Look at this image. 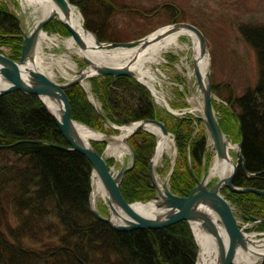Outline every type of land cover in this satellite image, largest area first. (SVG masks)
Here are the masks:
<instances>
[{
  "label": "trees",
  "instance_id": "16d2710c",
  "mask_svg": "<svg viewBox=\"0 0 264 264\" xmlns=\"http://www.w3.org/2000/svg\"><path fill=\"white\" fill-rule=\"evenodd\" d=\"M70 1L80 7L86 27L101 41L137 38L121 32L131 12L144 17L164 10L170 22L188 21L182 8L168 2L151 12L137 0ZM190 22L209 37L202 23ZM46 28L70 35L59 20ZM238 28L254 55L256 79L237 93L229 82L218 84L213 78V92L226 102L220 108L222 128L234 142L242 141L246 170L239 166L234 184L264 189V24L247 22ZM22 43L20 18L0 0V46L6 45L9 56L19 59ZM90 81L91 92L113 122L160 119L166 123L177 144L171 189L188 195L197 183L194 174L200 177L212 158L207 154V134L196 132L194 116L164 112L148 87L131 76L104 75ZM66 93L72 118L102 132H118L106 126L82 85L74 84ZM128 142L135 149L136 162L122 179V194L129 202L150 201L156 194L150 159L157 136L139 130ZM92 143L100 153L106 147L104 142ZM70 147L37 94L15 90L0 95V264H196L199 246L188 221L125 231L98 219L89 203L92 164ZM224 194L244 218H264V195L227 189ZM259 228L264 230V223Z\"/></svg>",
  "mask_w": 264,
  "mask_h": 264
},
{
  "label": "water",
  "instance_id": "95a60500",
  "mask_svg": "<svg viewBox=\"0 0 264 264\" xmlns=\"http://www.w3.org/2000/svg\"><path fill=\"white\" fill-rule=\"evenodd\" d=\"M52 1L56 3L65 12V14L69 11L71 6L77 7V5L70 0ZM82 17L84 28L87 31H91L86 27L83 14ZM55 18L67 27L70 31L69 37H72L75 40L81 50L94 48V46H91L86 42L80 32H78V30H76L68 20L58 18L54 12L49 14L46 18L40 20L30 31H28L27 27L25 28L24 25L21 24L23 43L20 58L13 59L0 51V82L2 84L0 85V95L15 90H24L37 94L44 102L48 111L54 117L61 133L66 137L67 141L71 145L70 149L79 150L87 156L92 164V189L89 199L90 209L98 219L107 222L116 230L125 231L137 228H161L185 220L191 225L194 235L195 232L193 223H198L206 232L213 236L216 241L218 249V264H240L236 260L240 251H250L251 244H263L264 242V232H255L257 237L254 239L255 242L247 236V234H250L251 232L246 231L247 226L240 224L233 204L223 194V190L227 189L237 193L254 192L264 195V189L252 186H237L233 182L240 165H242V167L246 170V160L242 153V141L239 140L236 142L238 145V150L235 153L236 162H233V170L227 176H219L215 181H213V178L211 177L212 164L203 171L200 177H197L194 174L193 168H191L197 182L196 186L188 195L175 193L171 189L170 179L176 166L177 144L175 135L168 130L164 121L160 119H142L126 124H117L104 115L100 105L96 103L92 95H89L91 102L105 117L107 124L118 130L119 134L102 132L72 118L70 102L66 89L74 84H80L86 89L87 87L85 84L87 81H90L91 78L96 76L127 75L135 78L148 87L152 95L155 97L156 102L165 107L170 113L178 115L176 110L172 108L168 100L165 98L166 96H163V92H161L162 96H159L155 83L150 85L138 78L137 74L130 65L96 66L91 59L82 56L85 65L78 70L73 69L75 76L68 79L66 82H58L45 71L34 66L35 51L38 46L39 36L44 31L47 24ZM180 31L185 32L182 34L185 36H189L187 33H191L189 37L192 40L193 46L195 38L198 45L197 51H194V48L192 47L193 68L191 74L189 75L191 80L188 81L189 90L192 95L188 100V103L190 104L189 112L199 118L204 125L205 132L208 136V145L211 144L214 147V158H217L220 161L230 159L229 143L233 140L222 128L220 118L218 117V113L215 108L214 100H216L217 96L213 92V72L209 42L200 27L189 21H174L151 31L140 38L128 41H101L94 32H91L95 36L96 46L100 49H111L116 47L129 48L135 46H139L141 49H144L153 42L160 41L168 35ZM152 34L155 35L150 38ZM207 54L209 55L210 63L209 67L203 71L202 61L205 59ZM44 62H46L45 58ZM156 78L157 77L155 76V79ZM196 91H198L197 94ZM43 97H48L58 104L60 113L59 116L49 109ZM193 98L195 99L196 105H192L191 99ZM77 123L87 126L91 130L100 133L102 136L92 139L91 141L85 140L76 128ZM149 126H156L160 130L159 132L161 133V136H158L157 133L150 130L148 128ZM139 130H145L157 136L156 147L150 159L151 178L153 185L156 188V194L152 200L156 201V205L158 209H160V212L154 216H147L139 212V210L135 207V204L143 201L129 202L126 200L121 191L122 179L126 173L132 169L136 162L135 149L128 142V139ZM124 132L125 134L122 139L131 150V158L128 163L121 162L120 168L115 171L114 168L108 164L105 153L109 148V145L117 140V135H122ZM167 137H171L173 139V143L175 145V156L167 176L163 178L156 168L157 163L155 164V157L160 143ZM93 141L104 142L106 144L105 151L100 153L94 147L92 143ZM247 175L250 176L251 174L247 172ZM94 176L98 178L105 190V197L103 199L107 209L106 214L100 211L96 203L97 200L93 196L94 189L92 181ZM150 201L143 203H148ZM251 220L255 223H264V218H251ZM259 235L263 236L258 237ZM196 241L198 243L197 238ZM198 246L200 254L201 249L199 243ZM260 255L259 261L253 264H262L264 261V252ZM196 264H198V262H196Z\"/></svg>",
  "mask_w": 264,
  "mask_h": 264
},
{
  "label": "rangeland",
  "instance_id": "374dc122",
  "mask_svg": "<svg viewBox=\"0 0 264 264\" xmlns=\"http://www.w3.org/2000/svg\"><path fill=\"white\" fill-rule=\"evenodd\" d=\"M2 1L6 2L9 8L16 12L21 20V24L25 27V24L27 23L26 12L22 7L21 0ZM138 1L141 2L139 3V5L145 7L149 11H151L150 9L158 4H162L165 2L173 3L174 5L184 10L183 15L189 22L195 20L205 26L209 35L207 39L209 42L212 72L215 83L222 84L225 82H229L232 88H234L235 92L241 93L243 89L250 83V79L251 81L256 79L254 55L251 50L248 49L247 45L242 39L238 27L240 24L247 22L264 24V0H137V2ZM77 7L80 9L78 5ZM56 21H58L57 18L53 19L51 22L55 23ZM170 21V17L164 10L148 13V15H145L144 17L137 13L131 12L127 15L126 22L122 23L121 32H123L125 36L128 35L131 38L134 36H138L137 38H140L159 27L172 23ZM27 29L28 31H30L29 27H27ZM45 29H47V31L49 32H58L64 36H70L55 29ZM179 42L182 47H168L164 49L161 52V58L159 62L151 64L152 71L154 75L157 76L155 85L158 90L161 89L164 92V94L166 95L165 98L171 104H173L171 98L177 96V86L174 85V83L176 82L182 83L183 81L184 91L187 92L189 98H191L192 96L188 86V81L191 79L188 76L187 64L189 61L190 67L192 66L193 43L191 38L185 35L180 36ZM0 50L7 54L8 47L6 45H2L0 46ZM44 50L45 52H47L45 43ZM54 52V57L56 58H59V55H61V57H66V55L70 56V60L77 63L75 67V69L77 70L85 65L83 58L78 54L70 53L66 45H62L60 49ZM65 64L66 61H62L60 65L65 67ZM57 65L58 61L51 58L46 59V62H44V66L48 68L52 66L54 70V74L52 77L56 81L66 82L68 79H71L75 76L73 68H68V75L64 74L60 69L61 66L58 67ZM160 72H162L165 76H162ZM90 84L91 81H87V83L85 84L87 89L90 88ZM197 92L198 91H196V94ZM95 101L100 103L97 98H95ZM191 102L192 105H196L194 98L191 99ZM214 103L216 110L220 112L221 117L223 113L220 111V108L223 105L221 103L219 104V102L217 101ZM162 109L164 110V112L168 113L165 107H163ZM198 127V133L201 131H205L204 125L202 123L199 124ZM198 127L195 128L197 129ZM114 134H119V132ZM173 149L175 151L174 143ZM207 153L208 155L212 156L209 163V165H211L214 160L215 152L210 149L209 151H207ZM105 157L107 158L108 164L112 166L115 171L120 168L121 162H119L116 157L110 156L107 153H105ZM173 159L174 157H172L171 154L166 153L163 159L156 165L159 174L163 178L167 176ZM128 162L129 161L127 159L125 163ZM216 179L217 177H214L213 181H215ZM96 200L97 206L99 207L100 211L106 214L107 209L104 203V199L98 196ZM237 215V218L239 220H242L243 223L246 224V231L264 232V230L259 228L260 223H255L251 219L249 220L244 218L238 211ZM261 236L263 235H259L258 237Z\"/></svg>",
  "mask_w": 264,
  "mask_h": 264
},
{
  "label": "bare ground",
  "instance_id": "6f19581e",
  "mask_svg": "<svg viewBox=\"0 0 264 264\" xmlns=\"http://www.w3.org/2000/svg\"><path fill=\"white\" fill-rule=\"evenodd\" d=\"M22 7L26 12L27 23L25 27H29L30 30L43 18H46L51 13H56L58 18L66 19L69 23L76 29L83 38L86 40L88 44L94 46V48H89L88 50H81L79 46L76 44L75 40L72 37H69L65 45L67 46L70 53L78 54L80 57L84 56L91 59L96 66H127L130 65L131 68L137 74V77L141 80L147 82L150 85L154 83V73L151 68L152 63H158L161 58V52L168 47H182L179 42L180 36H182L185 32H175L160 41L153 42L148 47L141 49L139 46L135 47H116V48H98L96 46L95 36L91 31H87L83 26V17L78 9V7L71 6L69 11L65 14V12L52 0H21ZM163 30V29H161ZM160 30V31H161ZM45 33H41L38 39V46L35 51V63L34 66L39 69L45 71L48 75L53 76V68L50 66L49 68L44 66V53L43 52V43L45 40ZM189 36L190 34L187 33ZM155 34H152L150 38H152ZM193 36V35H192ZM195 38V37H194ZM193 38V39H194ZM194 51L198 50L197 40L194 39ZM62 59H58V67L61 66ZM210 58L209 55L205 57L202 61V68L205 71L209 67ZM75 62L70 60V56L68 60H66L65 67L61 66V70L64 74L69 75V69H75ZM0 85L1 82H0ZM49 109L59 116V107L58 104L48 98L43 97ZM77 130L80 132L82 137L85 140L91 141L92 139H96L101 137L102 135L94 130H91L85 125L80 123L76 124ZM150 130L154 131L161 136L160 130L156 126H149ZM125 132L122 135H117V140L109 145L106 153L110 156H114L117 158L119 162H126L131 158V150L129 146L122 139ZM238 150V145L236 142L229 143V153L230 159L227 160H218L214 158L211 168V177H225L233 170V162H236L235 153ZM171 154L174 157L175 151L173 149V139L171 137L165 138L159 145L155 157V164L159 163L165 154ZM93 196L95 199L97 197H105V190L102 187V184L98 180L97 177L94 176L93 181ZM161 184V182H160ZM135 207L147 216H154L160 209H158L156 205V201L152 200L148 203H136ZM194 232L198 243L200 245V254L198 258V264H218V249L217 244L213 236H211L208 232H206L198 223H193ZM252 240L256 239V233L251 232L247 234ZM255 242V240H254ZM250 251H240L237 255V262L240 264H253L257 263L260 259V254L264 252V242L263 244H251Z\"/></svg>",
  "mask_w": 264,
  "mask_h": 264
},
{
  "label": "built area",
  "instance_id": "2783aa9c",
  "mask_svg": "<svg viewBox=\"0 0 264 264\" xmlns=\"http://www.w3.org/2000/svg\"><path fill=\"white\" fill-rule=\"evenodd\" d=\"M43 33H45L44 35H45L46 38L44 40V43H45V47L47 49V52H45L44 43H43V52H42V54L44 53L43 57L45 59L51 58V59H54L56 61H58V59H60V58L62 59V61L68 60L69 56L66 55V54H64V55H66V57H61V55H59L60 56L59 58L54 57V55H55L54 51L60 49L62 47V45H65V42H66V40L69 37L68 36H64V35H62L61 33H58V32H49L47 30L43 31L42 34ZM8 52H9V49L7 50V54H8ZM166 62H168V61H166ZM75 64L77 65L76 62H75ZM187 71H188V76H189L191 74V72H192V69L190 67L189 61H188V64H187ZM160 73H161L162 76H165L162 72H160ZM156 80H157V78L155 79V81ZM155 81H154V83H155ZM174 85H176L177 87H180L181 89H183V86H184V84L178 83V82L174 83ZM158 92H159V96H162L161 92H163V91L160 89V90H158ZM163 96H166V95L164 94ZM188 96L189 95H187L186 98H185L187 102L189 100ZM174 97H176V96H174ZM171 99H173V98H171ZM216 101L219 102V104L220 103L221 104H226V102L224 100H222L220 97H216ZM189 109H190V107L179 108V109H176V112L178 113L179 116H185V115L191 114V112H189ZM217 113L220 116V112L218 111ZM194 122H195V126L198 127V125H199L198 120L196 119ZM198 130H199V127L196 129V132ZM209 145H210V149L214 150L213 146L211 144H209ZM234 209H235V212H236V215H237V209L235 208V206H234ZM239 222H240L241 225L246 226V224L243 223L242 220H239Z\"/></svg>",
  "mask_w": 264,
  "mask_h": 264
},
{
  "label": "flooded vegetation",
  "instance_id": "af4514ba",
  "mask_svg": "<svg viewBox=\"0 0 264 264\" xmlns=\"http://www.w3.org/2000/svg\"><path fill=\"white\" fill-rule=\"evenodd\" d=\"M176 92H177V96L172 99L173 104L176 105L177 107H182L183 106V95L178 90H176Z\"/></svg>",
  "mask_w": 264,
  "mask_h": 264
}]
</instances>
